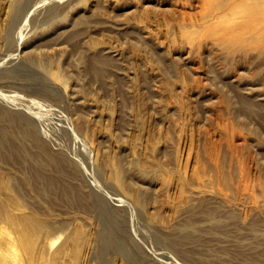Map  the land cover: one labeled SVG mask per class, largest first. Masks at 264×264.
Instances as JSON below:
<instances>
[{"label":"rangeland","instance_id":"1","mask_svg":"<svg viewBox=\"0 0 264 264\" xmlns=\"http://www.w3.org/2000/svg\"><path fill=\"white\" fill-rule=\"evenodd\" d=\"M246 11L264 0H0V248L264 264V35L217 32Z\"/></svg>","mask_w":264,"mask_h":264},{"label":"bare ground","instance_id":"2","mask_svg":"<svg viewBox=\"0 0 264 264\" xmlns=\"http://www.w3.org/2000/svg\"><path fill=\"white\" fill-rule=\"evenodd\" d=\"M221 6L224 5L220 3L219 7L221 8ZM237 17L238 18L234 26L226 28L219 27L217 31L219 39H221L223 42L236 41L237 39L240 40L246 34L255 35L258 39L262 38L264 33L259 32L256 29H258L257 26L259 22H264V12L255 11L249 13L246 11L243 13H239ZM94 71L97 76L101 75V72L97 68H95ZM0 257L8 259L10 261V264H17V261L20 259L18 249L15 247L6 250L0 248Z\"/></svg>","mask_w":264,"mask_h":264}]
</instances>
